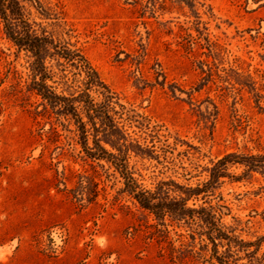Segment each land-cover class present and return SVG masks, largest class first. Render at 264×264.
Masks as SVG:
<instances>
[{
    "label": "rangeland",
    "instance_id": "rangeland-1",
    "mask_svg": "<svg viewBox=\"0 0 264 264\" xmlns=\"http://www.w3.org/2000/svg\"><path fill=\"white\" fill-rule=\"evenodd\" d=\"M37 1L48 17L24 0L30 19L80 48L149 122L151 131L128 127L161 153L130 151L142 187L195 186L228 153L264 154V0ZM30 60L0 17V264H264V170L231 163L239 179L188 200L223 205L230 241L215 245L198 220L161 225L110 162L83 156L70 117L43 111L28 89ZM47 65L58 92L79 89L71 72Z\"/></svg>",
    "mask_w": 264,
    "mask_h": 264
},
{
    "label": "trees",
    "instance_id": "trees-1",
    "mask_svg": "<svg viewBox=\"0 0 264 264\" xmlns=\"http://www.w3.org/2000/svg\"><path fill=\"white\" fill-rule=\"evenodd\" d=\"M35 7L46 16L47 12L42 5L37 3ZM29 15L24 0H0V17L6 37L19 51H26L31 58L28 89L40 95L43 111H51L56 121L60 117H70L74 121L83 156L110 162L123 177L124 188L129 195L141 207L153 213L161 225H165L166 218L186 223L198 220L206 227V233L215 245L216 238L230 241L231 237L220 224L223 205L195 208L188 205V200L200 194L208 195V192L222 183L221 178L224 176L239 179L240 176L230 175L226 171L231 163H242L248 170H264V154L239 156L228 153L213 164L208 171V178L202 184L184 186L170 180L159 182L154 190L145 189L129 167V153L133 151L157 161H161V153L146 138L139 141L131 137L128 127L135 125L141 132L151 131L149 122H145L141 114L120 101L117 93L101 78L80 48L70 40L58 39L46 26L30 19ZM49 60L61 67L64 76L66 70L71 72L81 84L79 89L67 95L49 84L48 80L52 79L47 65ZM90 138L92 145L89 144ZM103 142L108 143L111 149L106 148Z\"/></svg>",
    "mask_w": 264,
    "mask_h": 264
}]
</instances>
